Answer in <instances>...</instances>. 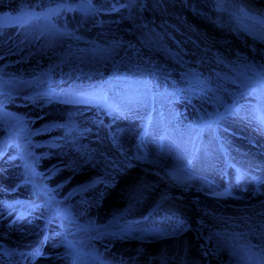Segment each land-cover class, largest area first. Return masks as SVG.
Returning a JSON list of instances; mask_svg holds the SVG:
<instances>
[{"label": "rangeland", "instance_id": "rangeland-1", "mask_svg": "<svg viewBox=\"0 0 264 264\" xmlns=\"http://www.w3.org/2000/svg\"><path fill=\"white\" fill-rule=\"evenodd\" d=\"M252 1L0 0V264H264Z\"/></svg>", "mask_w": 264, "mask_h": 264}, {"label": "bare ground", "instance_id": "bare-ground-1", "mask_svg": "<svg viewBox=\"0 0 264 264\" xmlns=\"http://www.w3.org/2000/svg\"><path fill=\"white\" fill-rule=\"evenodd\" d=\"M245 2H247L248 4H250L253 9H255L256 11H262L263 10V6L261 3H256L253 2L252 0H245ZM139 175V170L134 169V170H129L127 171L125 174L123 175H118V185L120 187H122L125 191L129 188H131L135 183H136V179ZM86 176H82V177H78L79 180L84 179ZM77 180V179H75ZM159 187H157V190L155 189L154 191H145L144 190V194L143 196H141V200L140 202L135 203L134 206V211L136 213H141V212H145L147 210H149L150 208H152L153 205H155L156 202H158L157 200L160 201V199L163 197L165 194H168L164 191H166V189L169 190L168 185L165 184H158ZM120 195L117 194L116 191H109L106 200L104 201V203H101V209L102 210H106V211H110V210H114L115 208L120 206ZM162 202V201H161ZM164 209L165 211H170V212H178V213H182V217L187 218L188 221H193L192 219H194V215L193 213L187 209V204L186 202L183 201H179L177 199L174 200H170L167 201L165 204ZM101 209H97L92 208V213L96 216H100L102 214V212L100 213ZM164 214V213H162ZM173 242V243H172ZM172 245L169 247L172 252L173 251H180L181 248H183V246L187 245L188 246V251H190L194 256H196V258L198 259V261H202V259L199 257V252L198 249L200 250V248L197 249V243L192 240H190L189 236H184L181 239H179L178 241L176 240H172L171 241ZM175 249V250H174ZM118 252H122L124 249L121 247H118L117 249H115ZM124 253V252H123ZM201 253V252H200Z\"/></svg>", "mask_w": 264, "mask_h": 264}, {"label": "snow or ice", "instance_id": "snow-or-ice-1", "mask_svg": "<svg viewBox=\"0 0 264 264\" xmlns=\"http://www.w3.org/2000/svg\"><path fill=\"white\" fill-rule=\"evenodd\" d=\"M257 119H258V121H259L260 124L264 125V112L260 113L257 116Z\"/></svg>", "mask_w": 264, "mask_h": 264}]
</instances>
